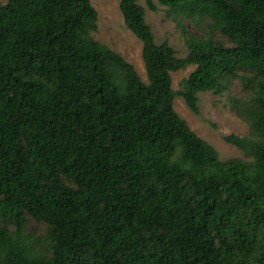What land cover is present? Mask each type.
Listing matches in <instances>:
<instances>
[{
	"label": "trees",
	"instance_id": "obj_1",
	"mask_svg": "<svg viewBox=\"0 0 264 264\" xmlns=\"http://www.w3.org/2000/svg\"><path fill=\"white\" fill-rule=\"evenodd\" d=\"M159 2L184 57L120 0L147 80L94 37L91 0L0 3V264H264V0ZM235 77L250 131L225 139L250 159L224 160L175 98L199 113V93Z\"/></svg>",
	"mask_w": 264,
	"mask_h": 264
},
{
	"label": "rangeland",
	"instance_id": "obj_2",
	"mask_svg": "<svg viewBox=\"0 0 264 264\" xmlns=\"http://www.w3.org/2000/svg\"><path fill=\"white\" fill-rule=\"evenodd\" d=\"M6 1L0 0V3ZM91 1L99 12L98 28L93 32L94 37L108 44L132 62L143 79L147 80L148 76L142 56L143 42L126 26L120 11V0ZM139 3L145 7L146 18L155 33L156 41L160 43L167 39L176 49L178 56H186L189 52L188 45L177 22L168 15V7L161 4L159 0H154L157 6L156 10L149 7L147 0H139ZM183 22L194 33L205 34V31L197 27L190 19L185 18ZM215 35L226 44H231L220 31L215 30ZM195 68V64H190L184 69L174 71L172 73L173 87L176 90H181L183 88L182 80ZM246 95L247 92L242 81L235 77L232 79L229 89L222 93L212 90L201 91L199 93V113L194 112L181 95H177L175 98V108L187 120L192 129L215 145L222 159L226 160L231 157L250 159L242 149L225 139L231 133L242 136L249 134V119L240 109V100ZM45 228V223H38L34 220L26 226L27 231H33L37 236L43 235Z\"/></svg>",
	"mask_w": 264,
	"mask_h": 264
}]
</instances>
